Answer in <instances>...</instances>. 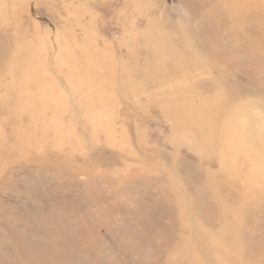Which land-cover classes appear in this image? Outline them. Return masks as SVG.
I'll return each instance as SVG.
<instances>
[{
    "label": "rangeland",
    "instance_id": "rangeland-1",
    "mask_svg": "<svg viewBox=\"0 0 264 264\" xmlns=\"http://www.w3.org/2000/svg\"><path fill=\"white\" fill-rule=\"evenodd\" d=\"M0 264H264V0H0Z\"/></svg>",
    "mask_w": 264,
    "mask_h": 264
}]
</instances>
